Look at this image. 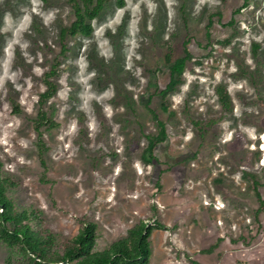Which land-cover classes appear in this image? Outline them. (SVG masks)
<instances>
[{"label": "rangeland", "instance_id": "1", "mask_svg": "<svg viewBox=\"0 0 264 264\" xmlns=\"http://www.w3.org/2000/svg\"><path fill=\"white\" fill-rule=\"evenodd\" d=\"M119 1L92 21V36H68L63 50L71 0H0V161L16 182L10 196L42 212L33 226L48 227L57 244L84 217L97 224V250L142 221L160 222L167 229L152 232L149 264H264V0ZM186 47L182 82L163 97ZM55 59L58 91L45 108L58 125L44 130L42 157L34 119ZM160 122L166 137L150 158ZM0 264H18L2 240Z\"/></svg>", "mask_w": 264, "mask_h": 264}, {"label": "trees", "instance_id": "2", "mask_svg": "<svg viewBox=\"0 0 264 264\" xmlns=\"http://www.w3.org/2000/svg\"><path fill=\"white\" fill-rule=\"evenodd\" d=\"M74 3L76 20L69 27L61 28L60 39L63 50L65 40L68 36L83 34L92 36L94 28L92 21L99 16L107 2L111 0H71ZM252 0H245L244 7ZM120 4L123 0L119 1ZM208 36H211L210 30ZM190 57V51L186 47L185 54L174 60L170 66V80L161 95L177 90L182 82V75L186 62ZM60 61L55 59L51 69L44 74L43 80L46 89L40 94L38 101L39 109L34 119L35 130L38 136V147L41 156L47 150L43 139L44 130L55 128L58 124L52 119L46 103L56 95L58 86L56 77L59 75ZM221 106L226 111H232V102L229 91L223 85L216 89ZM16 112H20V105L14 102ZM162 126V137L159 141H151L148 148L149 157H153V150L157 143L166 137L164 124ZM44 163V158H42ZM16 186V182L2 171L0 161V240H2L17 257L18 264H149L152 248L150 237L155 229H167V226L155 222L149 224L142 221L134 226L126 238L114 241L103 250L95 249L97 242V224L86 217L80 219L79 232L62 244H57L54 233L48 227L35 228L33 221H42V212L38 209L18 208L10 191ZM260 197V196H259ZM261 199V198H260ZM258 214L264 211L263 203Z\"/></svg>", "mask_w": 264, "mask_h": 264}, {"label": "built area", "instance_id": "3", "mask_svg": "<svg viewBox=\"0 0 264 264\" xmlns=\"http://www.w3.org/2000/svg\"><path fill=\"white\" fill-rule=\"evenodd\" d=\"M223 207H224V204H220V205L216 204L215 205V208L218 209V210L222 209Z\"/></svg>", "mask_w": 264, "mask_h": 264}, {"label": "crops", "instance_id": "4", "mask_svg": "<svg viewBox=\"0 0 264 264\" xmlns=\"http://www.w3.org/2000/svg\"><path fill=\"white\" fill-rule=\"evenodd\" d=\"M260 249H261V247H260ZM259 250V249H258Z\"/></svg>", "mask_w": 264, "mask_h": 264}]
</instances>
